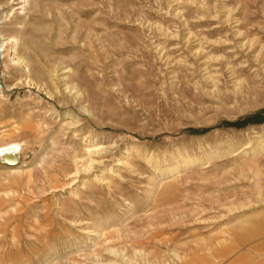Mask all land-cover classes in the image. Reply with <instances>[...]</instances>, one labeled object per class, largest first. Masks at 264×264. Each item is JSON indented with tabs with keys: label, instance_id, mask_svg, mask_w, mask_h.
Masks as SVG:
<instances>
[{
	"label": "rangeland",
	"instance_id": "obj_1",
	"mask_svg": "<svg viewBox=\"0 0 264 264\" xmlns=\"http://www.w3.org/2000/svg\"><path fill=\"white\" fill-rule=\"evenodd\" d=\"M2 145L0 264H264V0H0Z\"/></svg>",
	"mask_w": 264,
	"mask_h": 264
},
{
	"label": "bare ground",
	"instance_id": "obj_2",
	"mask_svg": "<svg viewBox=\"0 0 264 264\" xmlns=\"http://www.w3.org/2000/svg\"><path fill=\"white\" fill-rule=\"evenodd\" d=\"M25 2H26V0H25ZM28 2V1H27ZM24 9V8H23ZM11 42H13V44H14V46L16 47V43H18L17 42V40L16 41H11ZM14 52V51H13ZM13 57H15L14 58V60H15V62H18L21 66H22V68H24L25 70H26V64H25V62L22 60V61H20V59L19 58H17L16 57V54H15V52L13 53ZM21 58V57H20ZM16 64V63H15ZM26 81V80H25ZM31 84V83H30ZM29 84V82L27 81L26 82V85H30ZM29 87H31V85L29 86ZM16 145H8V146H0V159H2L4 162H7V163H12L14 160H13V157H14V154L16 153V151H17V149L18 148H16L15 147ZM20 148V147H19Z\"/></svg>",
	"mask_w": 264,
	"mask_h": 264
},
{
	"label": "water",
	"instance_id": "obj_3",
	"mask_svg": "<svg viewBox=\"0 0 264 264\" xmlns=\"http://www.w3.org/2000/svg\"><path fill=\"white\" fill-rule=\"evenodd\" d=\"M13 162L12 163H7V162H5V163H7V164H13L14 162H15V157H13Z\"/></svg>",
	"mask_w": 264,
	"mask_h": 264
}]
</instances>
